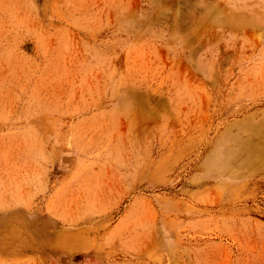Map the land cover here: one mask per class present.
Masks as SVG:
<instances>
[{
  "label": "rangeland",
  "instance_id": "obj_1",
  "mask_svg": "<svg viewBox=\"0 0 264 264\" xmlns=\"http://www.w3.org/2000/svg\"><path fill=\"white\" fill-rule=\"evenodd\" d=\"M0 264H264V0H0Z\"/></svg>",
  "mask_w": 264,
  "mask_h": 264
}]
</instances>
